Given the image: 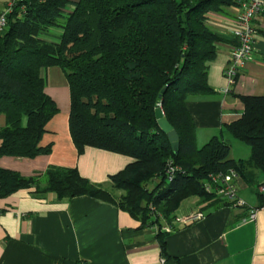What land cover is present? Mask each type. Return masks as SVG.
Listing matches in <instances>:
<instances>
[{
	"label": "trees",
	"instance_id": "trees-1",
	"mask_svg": "<svg viewBox=\"0 0 264 264\" xmlns=\"http://www.w3.org/2000/svg\"><path fill=\"white\" fill-rule=\"evenodd\" d=\"M235 0H22L0 34V159L51 153L42 145L46 127L60 111L46 92L42 70L60 67L70 89L69 129L79 154L95 147L133 158L110 176L112 191L83 177L77 167L50 166L25 176L0 166V197L23 188L54 192L59 199L81 195L115 203L142 226L170 223L190 196L215 197L205 183L211 174L235 169L251 184L264 174V94L240 95L244 111L228 131L251 148L232 159L231 145L213 136L196 145L189 95L211 93L208 62L223 40L209 14ZM6 5V4H5ZM2 11V10H1ZM61 26L59 41L42 38ZM264 33V31H262ZM179 134L171 142L158 125L156 108ZM173 162L180 170L168 181ZM159 180L154 187L150 184ZM258 187V186H257ZM116 191H123L117 196ZM167 261V259H166Z\"/></svg>",
	"mask_w": 264,
	"mask_h": 264
},
{
	"label": "crops",
	"instance_id": "crops-1",
	"mask_svg": "<svg viewBox=\"0 0 264 264\" xmlns=\"http://www.w3.org/2000/svg\"><path fill=\"white\" fill-rule=\"evenodd\" d=\"M6 1L0 4V12ZM240 11L234 4L209 14L208 24L223 38L215 59L208 62V84L213 91L187 98L196 125V145L202 147L220 136L230 143V157L236 160L247 159L251 153L250 146L227 129L243 114L239 96L264 94V21L258 22L252 58L233 86L224 73ZM49 69L54 70V80L52 86L46 83V92L60 110L41 141L52 145L51 153L35 158L4 156L0 166L25 176L42 174L50 166L77 167L83 177L112 191L110 176L133 158L95 147L78 153L69 129L66 75L60 67H50L42 70L45 81ZM5 123V116L0 115V127ZM237 183L245 206H233L223 198L190 196L170 223L162 221L167 256L162 253L158 225L142 226L115 203L89 195L59 199L54 192L38 194L35 187L17 190L0 197V264H264V209L250 218V211L262 204L258 185L241 176ZM114 194L120 196L123 191ZM197 214L201 215L188 221Z\"/></svg>",
	"mask_w": 264,
	"mask_h": 264
},
{
	"label": "built area",
	"instance_id": "built-area-1",
	"mask_svg": "<svg viewBox=\"0 0 264 264\" xmlns=\"http://www.w3.org/2000/svg\"><path fill=\"white\" fill-rule=\"evenodd\" d=\"M22 0H7L6 5L0 12V34L7 26V16L14 10V7ZM241 11L236 19V25L232 30L235 44L232 47L230 60L224 73L230 86L236 83L239 72L246 67L254 52L255 39L258 22L264 21V0H235ZM264 24V23H263ZM180 167L173 162L168 163L166 170L168 181H172ZM240 175L235 169L226 173L211 174L205 183L208 192H213L215 197L223 198L233 206H245L246 202L239 196L238 179ZM258 191L262 204L257 209H252L250 218L256 216L258 209H264V179L259 182ZM189 217V220L199 217Z\"/></svg>",
	"mask_w": 264,
	"mask_h": 264
},
{
	"label": "water",
	"instance_id": "water-1",
	"mask_svg": "<svg viewBox=\"0 0 264 264\" xmlns=\"http://www.w3.org/2000/svg\"><path fill=\"white\" fill-rule=\"evenodd\" d=\"M156 118L158 121V125L161 130L168 134V137L171 142L179 141V134L174 126L169 122V120L165 117L164 111L161 107L156 108Z\"/></svg>",
	"mask_w": 264,
	"mask_h": 264
},
{
	"label": "rangeland",
	"instance_id": "rangeland-1",
	"mask_svg": "<svg viewBox=\"0 0 264 264\" xmlns=\"http://www.w3.org/2000/svg\"><path fill=\"white\" fill-rule=\"evenodd\" d=\"M3 2V0H0V4ZM63 32V28L61 26H58V25H55V26H52L49 31H46L44 33H42L41 37L42 38H45V39H50V41H59L60 40V37H61V34ZM54 70L52 69H49L46 71H44V73L46 74V77H47V85H51L52 86V80H54V73H53ZM63 78H65V76H63ZM59 107V106H58ZM203 145V143H202ZM152 183L153 181L151 182L150 186H152ZM113 191L115 192L116 190L113 189Z\"/></svg>",
	"mask_w": 264,
	"mask_h": 264
}]
</instances>
